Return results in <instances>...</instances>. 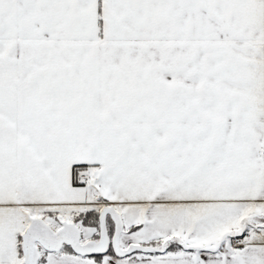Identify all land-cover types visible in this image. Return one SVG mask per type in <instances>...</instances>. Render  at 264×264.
<instances>
[{
	"label": "snow or ice",
	"instance_id": "6c2138e0",
	"mask_svg": "<svg viewBox=\"0 0 264 264\" xmlns=\"http://www.w3.org/2000/svg\"><path fill=\"white\" fill-rule=\"evenodd\" d=\"M0 264H264V0H0Z\"/></svg>",
	"mask_w": 264,
	"mask_h": 264
}]
</instances>
